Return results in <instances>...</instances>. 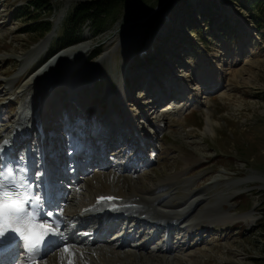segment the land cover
<instances>
[{
  "label": "rangeland",
  "instance_id": "374dc122",
  "mask_svg": "<svg viewBox=\"0 0 264 264\" xmlns=\"http://www.w3.org/2000/svg\"><path fill=\"white\" fill-rule=\"evenodd\" d=\"M86 1H52L53 29L38 40L25 31L35 15L18 13L30 0H0V139L26 138L24 150L44 144L53 180L79 206L90 207L97 188L121 175L129 185L115 182L118 191L162 197L154 211L174 216L178 229L166 240L157 227L154 242L138 236L122 250L99 242L104 256L81 245L88 253L77 264H264V22L232 0H188L165 15L164 0H118L101 29L87 23L60 49L69 15ZM207 6L211 15H203ZM208 115L214 133L205 131ZM69 201L60 212H75ZM133 221L151 232L152 222ZM61 254L41 264H67Z\"/></svg>",
  "mask_w": 264,
  "mask_h": 264
},
{
  "label": "bare ground",
  "instance_id": "6f19581e",
  "mask_svg": "<svg viewBox=\"0 0 264 264\" xmlns=\"http://www.w3.org/2000/svg\"><path fill=\"white\" fill-rule=\"evenodd\" d=\"M51 37V36H50ZM50 37H46V40L42 43V44H45L46 42L49 41ZM41 45V44H40ZM61 53V52H60ZM71 54L75 55L76 56H79L83 53V50L82 51H78L76 52V50H72V52H70ZM60 56V55H59ZM65 56V55H63ZM72 57V55H70V58ZM62 60V57L61 59L59 58L58 60H53L50 64H47L46 68L41 72V75H43L46 71H47V68L48 69H53V68H56L60 65V62ZM60 61V62H59ZM48 79H53V75L50 74L48 75V77H46ZM19 80V79H18ZM17 80V81H18ZM31 80V79H30ZM30 80H28L30 82ZM36 80V79H35ZM11 84L15 83V81H11L10 82ZM34 83V81H33ZM29 103V102H28ZM194 105H197V103H193L191 104V106H194ZM207 116V115H206ZM213 125V120L211 119V117L208 115L207 117V122H206V127H205V131L206 133H214V127L212 126ZM5 140V136L3 138L0 139V171H4L5 170V167L2 165L3 162L1 161L3 159V157L5 155L9 156L10 159L11 158H16L17 160L18 159H23V154L18 151L17 152V155L13 157L14 155V151L16 150L17 151V147L20 146L21 144H18L19 141L14 144H16L15 146H12L14 147L13 149L10 148L11 145H9L8 143H3L2 141ZM20 140H23V139H20ZM5 145H6V148H5ZM74 145V144H73ZM17 146V147H16ZM9 147V148H8ZM19 154H22L21 156H18ZM25 155V154H24ZM26 158V157H24ZM264 178V177H263ZM221 181V180H220ZM105 182V181H104ZM115 182H119V187L118 188H124L127 190V185L128 184V180L124 179L121 175H117L115 176V180H114V183L113 182H109L106 184L110 185L111 188H109L110 186L107 187V185H103V186H99L96 190V192H92V194L94 193V195H98L99 197L103 198V197H120V198H123L122 199V202L119 203V205H123V203H125V201H129L131 203H133L132 205H130L127 209L124 208V206H122L121 210L117 212V214L115 215L119 220L122 218V214H125L127 217H125V220H127L126 218H131L132 220L136 221V223H141V224H146V223H149V222H152L153 223V226L154 228H157V227H169V230L168 231H172L174 226L173 225H167V222H169L170 220H172L171 218H173L174 216H170V215H166L164 213H161L159 211H154V209L156 208V205H158L159 203L162 202V197L161 198H147V197H142V196H139L138 194H130L129 196L125 197V193H122L120 191L117 190V185H115L116 183ZM222 182V181H221ZM95 184V183H94ZM131 188V187H130ZM123 189V190H124ZM142 189V188H141ZM125 190V191H126ZM129 190V189H128ZM145 192L146 194H155V191L154 190H149V189H145L144 191H142V193ZM54 195L56 196L57 194L54 193ZM153 197V196H152ZM155 197V196H154ZM185 197V196H184ZM138 199L139 201H141L142 203H136L135 200ZM120 200V199H118ZM200 203V202H199ZM197 203V205L199 204ZM130 204V203H129ZM126 206V204H124ZM128 205V204H127ZM72 210H70V208L68 209V213H70L71 215H73L74 213H71ZM191 213V212H190ZM177 213H175L176 215ZM181 215V214H180ZM186 215V214H184ZM253 215V214H252ZM183 216V215H182ZM176 217H180L178 214ZM225 216L224 214L223 215H218L216 217V221L219 222L221 225H227L229 223V220L230 219H225ZM246 218V217H245ZM206 220V219H205ZM208 220V219H207ZM257 220V219H256ZM133 221V222H134ZM255 221V220H254ZM123 222V221H122ZM121 222V223H122ZM166 222V223H165ZM207 222V221H205ZM257 222V221H256ZM214 224L216 222H213ZM251 224V223H250ZM167 225V226H166ZM69 226V220H65V227H68ZM123 226V224H122ZM78 227H82V229H84V227H86L85 230H82L84 231L83 232V235L85 236V239H82L81 241H79V245H88L90 246L92 249H95V250H101V251H97V254L99 255H102V254H105V248L101 247L99 244V241H96L95 240H89L88 238V235L86 234V232L88 231V224L87 222H79L78 224ZM158 230V229H157ZM82 233V232H81ZM75 235V232L72 231L70 232L69 234V238L68 240L71 241V239H73ZM75 244V243H74ZM72 245V244H71ZM70 246V245H69ZM113 247V246H112ZM122 245H114V248H119L122 250ZM74 252H76V258H75V264H77V262H79L80 260H82L85 256L86 252L82 249L81 251L77 250L76 248L74 247H70ZM81 256L83 257L81 259ZM104 256V255H102ZM12 257V256H11ZM11 257H7L3 263H5L7 260H9ZM106 257V256H105ZM109 257H113V256H110ZM115 257H117V255L115 254ZM109 259V263H114V259L112 258H108ZM102 260V259H100ZM11 261V259L9 260ZM8 261V262H9ZM104 261V260H103ZM101 262V261H100ZM1 263V264H3ZM119 263V262H118Z\"/></svg>",
  "mask_w": 264,
  "mask_h": 264
},
{
  "label": "trees",
  "instance_id": "16d2710c",
  "mask_svg": "<svg viewBox=\"0 0 264 264\" xmlns=\"http://www.w3.org/2000/svg\"><path fill=\"white\" fill-rule=\"evenodd\" d=\"M54 0H30V7L28 8H21L18 10V13L22 15V17L30 18L33 15L35 17L31 18L26 22V29L25 31L29 34H37L38 40L43 39L48 33L51 32L53 29V24L50 20V15L46 13V11L51 10V3ZM188 0H164L166 5H164L163 11H170L176 3L186 4ZM234 3L238 4L242 9H254L256 14L259 16L262 22H264V0H232ZM211 3V2H208ZM214 3V2H213ZM212 3V4H213ZM214 5V4H213ZM119 6L118 0H90L86 2H82L78 4L77 7L73 9V12L69 15V28L70 32L67 36L61 40V45H59L60 49L64 48V41L65 44L68 42L73 41V38L70 35L73 33V37L79 33L81 27L85 24L90 23L95 29H101L104 25L105 19L112 15V13L117 9ZM173 6V7H172ZM214 7V6H213ZM22 9L25 10L22 12ZM32 9L33 11H31ZM188 9V8H187ZM212 7L207 6L206 10H204L203 15L208 14L211 15ZM34 10L36 12H34ZM191 11L187 12L190 13ZM44 15H49V18H43ZM190 15V14H188ZM213 16V15H212ZM210 16H204L206 21L208 22L206 25L207 27L214 26V18ZM34 19V20H33ZM226 21L219 25L220 30L224 31ZM157 25H153L151 27V31L148 33L153 34L156 30ZM197 31V30H195ZM180 38H183L180 36ZM57 42V46H58ZM158 52V50H157ZM264 219V216H263Z\"/></svg>",
  "mask_w": 264,
  "mask_h": 264
},
{
  "label": "snow or ice",
  "instance_id": "6c2138e0",
  "mask_svg": "<svg viewBox=\"0 0 264 264\" xmlns=\"http://www.w3.org/2000/svg\"><path fill=\"white\" fill-rule=\"evenodd\" d=\"M26 172L25 168H19L17 172H14L12 168H8L6 172V176L4 173H0V176H3L4 179L8 180L9 183L6 185L2 181H0V193L4 192L5 190L13 195L14 198H19L21 195V189L26 188L27 186V179L24 173ZM19 173V174H17ZM101 199H112V198H101ZM28 204L31 206V210L33 212L37 211L39 206V202L37 199L33 198L28 201ZM27 207V206H26ZM40 217V213H38ZM48 219L41 220L43 223L36 225L35 230L28 234L25 239L27 240V252L31 253L33 256L36 255L37 251L39 250L40 246L46 240L49 235L53 236H61L59 232V228L57 224H54L52 217L54 216L53 212L46 213ZM5 231L0 230V236H3ZM63 253L67 255V264H75L76 252H74L70 247L65 246L62 249ZM83 257L81 256V259ZM33 264H37V260H32ZM86 264V262H85Z\"/></svg>",
  "mask_w": 264,
  "mask_h": 264
},
{
  "label": "clouds",
  "instance_id": "9594fccd",
  "mask_svg": "<svg viewBox=\"0 0 264 264\" xmlns=\"http://www.w3.org/2000/svg\"><path fill=\"white\" fill-rule=\"evenodd\" d=\"M33 198L40 202L39 196L33 195L26 189L21 190L19 198H14L6 190L0 193V230L15 232L23 241L26 251L28 242L25 237L35 230L36 225L43 223L38 215L40 212L38 210L33 212L28 204ZM29 264L33 262L30 261Z\"/></svg>",
  "mask_w": 264,
  "mask_h": 264
},
{
  "label": "water",
  "instance_id": "95a60500",
  "mask_svg": "<svg viewBox=\"0 0 264 264\" xmlns=\"http://www.w3.org/2000/svg\"><path fill=\"white\" fill-rule=\"evenodd\" d=\"M162 7L164 8V6H162ZM163 8L161 10L162 12H159V14H162V13L164 14L166 12V11H163Z\"/></svg>",
  "mask_w": 264,
  "mask_h": 264
}]
</instances>
